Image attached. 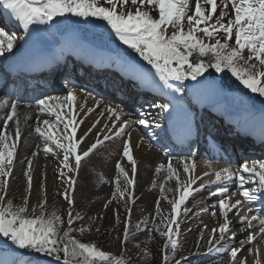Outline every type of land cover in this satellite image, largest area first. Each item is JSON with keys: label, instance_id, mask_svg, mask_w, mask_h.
Listing matches in <instances>:
<instances>
[{"label": "snow or ice", "instance_id": "snow-or-ice-1", "mask_svg": "<svg viewBox=\"0 0 264 264\" xmlns=\"http://www.w3.org/2000/svg\"><path fill=\"white\" fill-rule=\"evenodd\" d=\"M222 5V7H221ZM231 5L232 14L229 16L228 8ZM135 9L134 11L132 9ZM158 10V17H153L150 10ZM219 10V15H216ZM0 11L7 13L11 21L25 34L33 25H50L57 18L71 16L79 18V22L100 21L102 26L110 30L120 43L126 45L136 53L143 61L155 70V75L167 89L179 93L182 88L176 87L171 81L181 84L186 80L196 81L209 69L216 73H230L236 81L251 93L264 97V0H0ZM191 12V14H188ZM227 21L225 22V18ZM185 22L187 27L185 26ZM234 43H230L233 40ZM26 39L25 36H17L14 31L9 32L0 27V56L11 53L17 40ZM247 53V55H245ZM7 95V94H6ZM58 100L59 103H50ZM77 95L69 90L63 98L48 97L37 101L38 111L54 120L37 117L38 124L34 131L43 142V153L53 154L60 159V171L57 174L62 185L63 192L60 195L68 205L66 218L56 211L49 214L44 210L47 203V189L41 183L43 199L39 201L40 214L35 215L36 208L29 209L30 197L34 188L33 160L27 159V167L22 170L25 182L24 196L20 205H15L12 199H8L10 181L14 176V159L18 150V142L21 140L18 119V102L16 100L0 99V109H9L6 118L3 119V130L0 131V236H3L12 245L19 249L35 252L38 255L53 257L58 264H133V260L126 253L113 254L101 249L93 242H83L73 236L74 232L83 235L92 231L97 219L103 220L99 214L97 217H89L90 223L78 229L76 223L83 221L84 217L79 212H73L75 206V185L82 167V161H87L98 148L107 141L124 137L130 124L123 119L120 109L103 105L98 101L95 108H89L85 115L93 111H100V117H108V123L103 129L95 133V140L86 149L80 146L86 138L93 133L100 120L82 135L77 137V129L84 121L77 120L74 102ZM158 107L161 113L169 112L168 104L153 105ZM81 109L84 105L79 106ZM67 108L66 114L58 109ZM16 129L14 136L7 131L9 122L14 121ZM138 123L149 128L153 125L157 128L160 124L149 113H141ZM63 129L62 135H56L53 129ZM135 147L139 148L137 144ZM32 152V157L39 154ZM122 156L130 165V173L121 162L115 164L116 187L111 199L103 204L107 209L113 201L117 204L123 201L125 218L123 220L122 239L118 236L122 246L131 243L138 233H147V241H152L158 235L163 239L161 249L162 264H187V258L177 259L178 249L181 247L179 216H187L188 207H183L195 193L216 187L215 192H209L210 196L218 197V214L222 222L218 227L210 230L208 237V252L216 251L228 257V264H248L247 258H241L246 245L264 239V213L259 209L248 207L243 211L244 205H251L258 199L257 193L264 195V160L245 161L238 168L223 167L213 169L214 179L199 183L198 187L192 185L201 180V177L192 178L190 173L195 170V162L187 160L181 162L183 174L187 179H182V174L171 160L165 164L156 166V173L162 170L166 173L165 182L175 180V192L178 197L168 199L165 195V184H160V192L163 199L170 205L169 215H163L158 199L155 203V211L159 217L151 220L138 221L132 225V208L130 203L135 202L133 191L137 176V160L133 155V146L129 139L122 141ZM75 173L76 175H70ZM121 180L124 187H121ZM103 182V178H100ZM227 183H234L243 198L232 202L236 194L230 193ZM167 191H173L169 188ZM197 206H199L197 204ZM256 212V215L249 213ZM31 213V214H30ZM115 226L121 223L118 208L113 209ZM235 216L246 233V239L240 241L239 247H228L230 241L236 239L233 230ZM213 215H217L213 212ZM253 222H257L255 225ZM151 224V226H149ZM207 228V225H205ZM258 228V232L256 229ZM96 232L100 227L95 228ZM204 233L201 232V239ZM139 250L138 255L144 264H148L151 252L148 247H142L141 243H135ZM248 252L256 258L254 264H261L259 249L255 252L248 248ZM15 264V262H14Z\"/></svg>", "mask_w": 264, "mask_h": 264}, {"label": "rangeland", "instance_id": "rangeland-1", "mask_svg": "<svg viewBox=\"0 0 264 264\" xmlns=\"http://www.w3.org/2000/svg\"><path fill=\"white\" fill-rule=\"evenodd\" d=\"M219 3V0H218ZM222 7V5H221ZM134 10V8H133ZM154 13L158 14V10L152 8L150 9ZM219 8L216 13V15H219ZM229 16L232 14L231 5H229L228 8ZM188 14H191L189 12ZM227 18H225V22L227 21ZM63 18H57L54 23L59 22L63 24ZM72 23L71 21L68 22V26H70ZM187 26V25H185ZM55 28L53 27V23L50 25H33L30 27V30L26 35L25 44L26 45H35L39 44L40 42H43L48 39V37H54ZM19 43V41H18ZM230 43H234V37L233 40L230 41ZM22 45V44H20ZM18 45L15 46L14 49L17 48ZM247 55V53H245ZM215 72V70L213 69ZM216 73V72H215ZM217 75H228L231 79L235 80L234 77L231 76L230 73H216ZM236 81V80H235ZM237 84L235 86L237 90H248L245 89L242 85L239 84L238 81H236ZM210 88L213 89V92H215V88L208 84ZM207 90V88H205ZM67 90L64 89V91H59L57 93H52L49 96L54 98H63L66 94ZM3 97H8L9 99H12L8 95L1 94ZM49 96L42 95V97H39L36 101H32L33 104L37 103L39 99H45ZM90 96V95H89ZM92 98V96H90ZM256 97V98H254ZM223 98L227 100V103L235 104L238 106H251V102L249 99L238 97L234 95L232 92L226 93L224 92ZM258 101V95L250 93V99L251 100ZM4 99V98H3ZM6 99V98H5ZM93 99V98H92ZM31 102V101H30ZM50 103H59L58 100H53ZM264 104V101L263 103ZM38 108V107H37ZM94 108V107H93ZM37 110V109H36ZM60 111H63L67 114L66 108L58 109ZM39 116L40 120L43 119H50L54 120L55 117H49L47 115H40V113H37V116L34 118L35 127L38 124L37 117ZM126 120V119H125ZM62 127V125H61ZM57 129L54 128L53 132L57 134ZM131 130V129H129ZM132 131V130H131ZM35 132V131H34ZM86 143L80 146L81 148L86 149L87 146H89V142L87 139L85 140ZM36 144L39 145V154L36 157H33V177H34V188L30 197L29 202V209L31 210L33 207L36 208L35 215L40 214V207H39V201L43 199V193L40 188L41 181L43 180V174L50 169V166H53L52 169L54 171L55 176L53 174L51 176L55 177V183L52 187V193L47 192V203L45 205L44 210L47 211L49 214L51 212L56 211L57 214L62 215L66 218L67 212H68V205L66 202L63 201L62 196L60 193L63 192L64 185L61 184L58 173L60 171V159H62V154H60V157L57 158V156H53V154L45 155L42 153L43 149V142L37 135V141ZM36 147V151H37ZM98 151H95L94 154L90 156L87 161H82V167L79 172V176L77 177V183L75 185V206L73 209V212H79L83 217V221H79L76 223L75 227L78 229L81 226H87L90 221L89 217H97L99 214L100 216H103V220L97 219L95 224L93 225L92 231L86 232L83 235H80L78 232H74L73 236L77 239L82 240L83 242H93L96 245H98L101 249L109 251L113 254L120 255L122 253H126L127 256H130L133 260V264H144L143 261L140 260L138 252L139 250L134 247L135 243H141L142 247H148L151 252V258L148 261V264H162V257H161V249L163 245V239L160 238L158 235H156V238L152 241H147V233H138L136 235V238L132 240L131 243H128L125 246H122L120 241L117 239L119 236L122 239L123 234V220L125 218V209L123 201L119 202L117 204L116 201H113V203L107 208H103V204L107 202V200L111 199L112 193L115 191L116 187V170H115V164L119 161V159H113L111 160L105 155H101V152L97 153ZM158 152V151H156ZM42 153V154H41ZM160 155V160L155 161L151 164H146V171H137L136 181H135V187L134 189L132 186H128L129 191H133L135 202L130 203L129 207L132 208V214H131V222L132 225H135L138 221L142 220H151L152 217H157L156 211H155V201L160 200L161 204V210L163 212V215L167 216L170 213V205L167 203V200L163 199V196L160 192V184H165V195L168 197V199H174L178 197V193L175 192V180L167 181L165 182L166 173L162 170L160 173H156L155 168L159 164H165L171 160L173 165L178 168V170L182 174V179H187V176L183 174V166H182V157L179 156V160H181L180 163L176 162V159L172 160L173 157L171 154H167V152L164 151L158 152ZM50 156V159L48 158ZM189 158V162H195L197 163L200 159V157H197L196 155L193 156H187ZM184 159V158H183ZM204 161V160H203ZM22 161L14 159V176L10 181V189L8 191V199H12L14 201L15 205H20L23 201V198L27 193H25V182L22 177V171L18 170L17 167L20 165ZM122 163V162H121ZM122 165L126 168L127 171L130 173V165L128 163ZM89 168L91 171H94V169L98 170L101 177L109 176L110 179L108 180V183L103 191L97 190L98 188L93 186L92 188L90 185H88L87 176H85L86 172L85 169ZM41 169L43 170V173L39 174L36 172H39ZM42 171V170H41ZM70 175H76L75 173H72ZM38 178V180L36 179ZM92 180V179H91ZM94 182V180H92ZM96 183V182H94ZM138 184V188L137 185ZM124 183L121 180V187H124ZM173 189V191H167V189ZM51 192V191H50ZM214 192V191H211ZM199 193H195L193 197H190L189 200L186 202V205H182L181 207V213L183 211V207H188L190 209V213L185 217L183 215L179 216L178 219L181 221V228H180V241H181V247L178 249V255L177 259H180L181 257L187 258V264H228V257L225 255H222L220 253H217L216 251L208 252V237L210 234V230L212 229V226H209L205 228L203 221L199 220L200 217H194L195 213L198 211L204 212L206 214H210L209 217L213 215V212L218 210L217 206V200L218 199H210L209 201H206V203H203L202 205L206 204V206H209L211 204H216V209L212 210H206L201 205L197 206L196 204V198ZM209 192L204 193L202 195V198L209 197ZM199 199V198H198ZM201 199V198H200ZM194 206H196V210L193 211ZM119 210L120 217H121V223L118 226H115V218L113 214V209ZM31 214V213H30ZM200 214V212H199ZM219 215V214H217ZM231 215V214H230ZM193 218V221H192ZM208 218V217H207ZM231 218V217H230ZM209 219V218H208ZM156 222L159 223V217H157ZM189 222V227L187 226L186 229L183 230V224ZM219 225V224H218ZM151 226V224L149 225ZM239 227L240 224L234 225V227ZM100 227V231L96 232L95 228ZM190 230V231H189ZM201 232L204 233L203 239H201ZM246 239V233L240 232L239 235L236 236V239L232 242H229L228 247H236L237 243L239 244L240 241ZM11 243V242H10ZM8 246V245H7ZM7 250H0V261L5 262L7 258L13 255L17 256L19 259V262H22L23 260L19 258V256H22V251L15 245H12ZM250 248V245L245 246V250H248ZM7 257V258H6ZM28 257V256H26ZM29 258V257H28ZM27 264H58L53 263L52 261L47 260L46 258H29ZM248 264H251V261H248Z\"/></svg>", "mask_w": 264, "mask_h": 264}, {"label": "bare ground", "instance_id": "bare-ground-1", "mask_svg": "<svg viewBox=\"0 0 264 264\" xmlns=\"http://www.w3.org/2000/svg\"><path fill=\"white\" fill-rule=\"evenodd\" d=\"M12 24L16 26V24L13 21H12ZM20 33H24V32L21 30L18 34H20ZM21 35H23V34H20L19 36H21ZM18 41H19V39H18ZM20 41H22V40H20ZM69 90L73 91L77 95V100L74 102L75 111L72 114L76 115L77 120H83L84 121L82 124H80V126L77 129V137H79L85 131H87L93 125V123H95L97 120H100V123L97 125L96 129H93V133L90 134L86 138L88 141H90L89 144H91L95 140V133L98 130L104 128V126L108 123L109 118L108 117H103V118L100 117L99 113H100V111L103 110V108H101L98 111H93L92 113L85 115V113H87V110L89 108H93V107L95 108L96 103L99 100L92 99L86 92H83L81 90H78V89H69ZM49 97H51V96H49ZM54 97L55 96H53V98ZM0 99H3V97L0 96ZM7 99H9V98H7ZM13 99L18 102L17 112H18V119H19V129L21 132V140L18 142V150H17L15 158L17 160L22 161L20 163V165H18V167H17L18 170L22 171L24 168L27 167V159H32L33 157L31 154L33 151H36L37 134L34 132V129H35L34 118L37 116V113H39V111L37 108L38 107L37 103L33 104L32 101L31 102L26 101L25 100L26 98L21 99L19 97H13L12 99H9V100L11 101ZM81 104L84 105L83 109H81L79 107ZM104 105L111 106L109 104H104ZM112 107H114V106H112ZM116 108L120 109V113H121L123 119H126L130 124V127L127 129V134L124 137L115 138L112 141L105 142L96 151H98L99 153L101 152V155H105L108 158H110L111 160L119 159L123 164H126L128 162H127L126 158L122 156V141L124 139H129V137H130V141H131V144L133 146V155H134V158L137 160V168L139 171H141V170L146 171V169H145L146 164H151L155 161H159L161 159L160 155L153 148H151L147 145V141L144 138L137 136L138 134L134 130L135 125L132 124L128 118L129 115L132 114V111H130V109H128V111H125V108H123V106L120 107L118 105L116 106ZM8 110L9 109H0V131L3 130L2 121H3V119L6 118V113ZM66 110L68 113L69 109L66 108ZM40 115H42V114L40 113ZM43 115H45V114H43ZM150 115L153 118H155L153 113H150ZM15 129H16L15 120L10 121L7 131L14 136ZM129 129H131L132 131ZM56 131H57L58 136L63 134L62 127ZM85 143H86V141H84L83 144H85ZM137 144L140 145L139 148L135 147ZM53 156H56V155H53ZM171 156L173 157L172 160L176 159L177 163L181 162V160H179V156L182 157V162L185 160H189V158L187 157L188 152H186L184 150H179V152H177V153L172 152ZM48 158L50 159V156ZM195 165H196L195 170L192 173H190V176L192 178L201 177L202 179L197 180V183L192 185L193 188L198 187L199 183H201V182L214 179V174L205 176L204 173H206V172L211 173L213 169L219 170L220 168L227 167L224 164L212 163V162H208V161H202V162L198 161L197 163H195ZM49 166H50V169H48L45 172V174H43L44 177H43V180L41 181V183H43L46 186L48 193H52V187H53V184L55 183L56 178L53 177V176H55L54 171L52 169L53 166H51V165H49ZM41 170L39 172H36V173L42 174L44 169H41ZM93 170L94 171H91L89 168H86L85 169L86 172H83V173H85V176H87L86 180H88V185H90L91 188L93 186H95L98 188L97 190L103 191L105 189L104 186L107 185L110 177L109 176L102 177L103 182H100L101 176H100L98 170H96L94 168H93ZM52 174H53V176H51ZM36 179L38 180V178H36ZM91 179L94 180V182H96V183H94ZM136 186L138 188V184ZM227 186L230 189L229 195H231V193L235 192L234 188H237L234 183H227ZM40 188H41V185H40ZM208 191L209 192H211V191L215 192L216 187L212 186L211 188L204 190V193L208 192ZM201 197H202V193H199L196 199L201 198ZM206 199H209V198L207 197ZM236 199L242 200L243 198L240 196V194L235 195L234 197H232V202H235ZM200 201L201 200L199 199L198 202H200ZM206 201H208V200H206ZM203 208L207 209V208H209V206H206V204H204ZM245 209L246 208H244V206H243V211H245ZM195 210H196V206H194V208H193V211H195ZM215 212L218 214L217 210ZM198 215H199V213L197 212V216ZM222 219L223 218H221L219 215H215V216L213 215V217L211 219H208L207 216L204 214L202 216H200V218H199V220L203 221L204 226L205 225H207V227L212 226V228L218 227V224L222 222ZM192 221H193V219H192ZM256 223L257 222H253L254 225ZM235 224H240L236 217H235ZM185 225H187L189 227L190 224H189V222L183 224L182 225L183 230L187 228V226L185 227ZM241 227L242 226L240 225L239 228H237L236 230L233 229L236 232V236L238 234H240V232H244V231H241ZM256 231L258 232V228L256 229ZM239 246H240V243L237 244L236 247H239ZM250 248L253 250V252H255L257 249H259L261 264H264V239H258L257 242H254L253 244L250 245ZM240 255H241L242 259L246 257L248 261H251V264H254V260L256 257L254 255L250 254L248 252V250L244 249L242 254H240Z\"/></svg>", "mask_w": 264, "mask_h": 264}, {"label": "trees", "instance_id": "trees-1", "mask_svg": "<svg viewBox=\"0 0 264 264\" xmlns=\"http://www.w3.org/2000/svg\"><path fill=\"white\" fill-rule=\"evenodd\" d=\"M211 71H213V69H209L207 72H211ZM207 72H206V73H207ZM220 79H221V81H222V80H225L223 77H221ZM225 82H226V84H229V81H228V80L225 81ZM225 82H224V83H225ZM249 91H250V90H242V92L245 93V94H247V95L249 94ZM263 101H264V97H259V96H258V102H259L260 104H262Z\"/></svg>", "mask_w": 264, "mask_h": 264}]
</instances>
